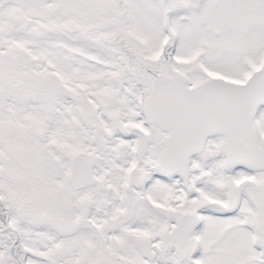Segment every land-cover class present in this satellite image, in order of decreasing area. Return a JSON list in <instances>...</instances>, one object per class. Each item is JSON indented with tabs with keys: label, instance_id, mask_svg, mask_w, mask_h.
Instances as JSON below:
<instances>
[{
	"label": "snow or ice",
	"instance_id": "1",
	"mask_svg": "<svg viewBox=\"0 0 264 264\" xmlns=\"http://www.w3.org/2000/svg\"><path fill=\"white\" fill-rule=\"evenodd\" d=\"M0 264H264V0H0Z\"/></svg>",
	"mask_w": 264,
	"mask_h": 264
}]
</instances>
